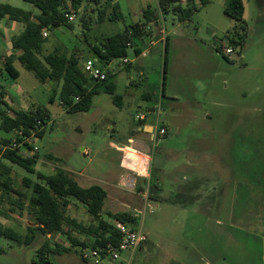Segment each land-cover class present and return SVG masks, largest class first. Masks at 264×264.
Returning <instances> with one entry per match:
<instances>
[{
    "label": "rangeland",
    "instance_id": "obj_1",
    "mask_svg": "<svg viewBox=\"0 0 264 264\" xmlns=\"http://www.w3.org/2000/svg\"><path fill=\"white\" fill-rule=\"evenodd\" d=\"M227 1L198 5L186 25L177 28L183 22L173 13L163 18L159 0H117L122 19L114 18L112 8L105 10V0L97 6L84 0L73 30L53 29L43 55L57 49L76 53L83 69L87 59L100 60L93 46L102 47L109 37L126 29L134 33L132 27L139 26L141 41L132 42L127 55L109 68L116 74L117 104L100 87L89 111L68 113L59 96L61 82L41 84L19 63L18 79L0 77L15 110L42 107L49 113L44 136L36 144L39 151L21 148L25 155H38L36 171L63 169L82 187L99 184L108 193L105 213L136 215L148 241L133 254L123 253L124 259L132 258L130 264H264V0H243L249 35L241 55L235 50L229 61L217 51L224 54L232 47L226 35L235 22L225 14ZM0 4L38 11L23 0ZM102 10L107 15L100 22ZM146 10L155 16V24L144 25ZM159 28L171 35L166 73L163 57L148 52L139 60L146 66L141 75L135 62L141 50L137 54L135 47L148 50ZM0 43L5 49L1 36ZM151 90L158 92L155 105L143 102ZM148 105L160 106V122L168 127L156 145L145 132L136 131V114ZM5 136L0 129V142ZM8 165L22 197L0 194V222L26 234L35 225L29 214L34 194L23 180L38 178ZM123 177L134 178L133 185H126ZM66 215L84 229L71 227L72 234L92 241L88 230L94 220L86 206L72 199ZM46 242L49 251L41 256ZM0 249V264H92L81 259L80 248L63 234L38 236L30 246L0 237Z\"/></svg>",
    "mask_w": 264,
    "mask_h": 264
},
{
    "label": "trees",
    "instance_id": "obj_2",
    "mask_svg": "<svg viewBox=\"0 0 264 264\" xmlns=\"http://www.w3.org/2000/svg\"><path fill=\"white\" fill-rule=\"evenodd\" d=\"M32 4L40 11L34 15L32 11H25L9 4H0V20L7 18L10 21L23 25V30L12 41L13 54L2 59L3 70L6 71L12 79H18L19 70L15 64L19 63L29 72L34 73L41 84L53 81L62 83L60 90V100L62 106L68 113H78L89 111L92 105L94 95L100 87H104L105 92L113 97L117 104L119 96L116 94V85L113 82L116 74L108 72L106 81L97 82L90 79L80 66V57L76 53L68 55L60 50H55L47 55H43L44 45L48 42V36L45 33L53 29L65 27L69 30L74 29V25L69 22L67 14L78 12L84 3V0H23ZM90 4L97 6L101 0H88ZM115 0H105L104 8H112L114 18L122 19L119 5ZM211 3V0H159V8L162 15L173 13L180 22L188 21L198 10V5L205 7ZM86 10V9H85ZM94 10V8H93ZM102 10L99 14V21L103 22L106 18V11ZM225 14L234 20V27L228 31L226 37L236 52L241 55L246 39L249 35V26L244 18L243 0H228L225 7ZM144 25L151 23L155 16L149 10L143 13ZM134 33L126 29L123 33L109 37L102 47L93 46L95 55L99 61L107 66L116 59H122L127 55L128 44L141 41L139 35V26L132 27ZM139 54L138 49H135ZM219 54L229 61L228 57L217 48ZM168 44L164 50V73H166ZM128 70L129 67L127 66ZM1 74V71H0ZM165 80V76H163ZM164 84V83H163ZM164 89V86H163ZM6 93L0 81V129L6 134L0 146H9L14 139L21 142L20 134L30 137L36 134L38 138L44 136V127L50 120L49 113L42 107L32 110H15L6 100ZM144 99L155 105V96L147 93ZM50 102L53 103L52 98ZM41 120L42 126L37 127V121ZM40 128V130H38ZM29 149L31 146L26 145ZM50 159H54L49 156ZM38 155H25L20 149H9L2 151L0 147V194L2 196L12 193L22 197V194L14 189L12 169L8 165H16L29 174H36L38 181L33 182L29 178H24L23 184L26 188L32 189L33 196L30 199L29 214L32 217L34 226L27 228V233L22 234L15 228L6 226L0 222V237L14 241L18 244L30 246L38 236H54L63 234L68 238L73 247H92L97 248L107 243L118 242L119 236L116 229V223L128 222L137 223V217L134 214L125 213H105V201L107 191L99 184H93L90 187H82L73 175L69 172L58 169L55 173L47 175L37 172L35 167L38 163ZM58 161V160H57ZM140 191L143 188H139ZM77 200L84 204L88 214L94 220L93 227L89 231L92 241L80 240L72 234L71 227L84 230L74 219L67 217V209L71 205V200ZM108 217L106 219L104 215ZM82 234V233H81ZM84 234V233H83ZM44 250L49 251V244L46 242L43 249L39 251L41 256ZM2 252V250L0 249ZM60 251L67 252L68 249ZM46 261L40 260L38 264H46Z\"/></svg>",
    "mask_w": 264,
    "mask_h": 264
},
{
    "label": "built area",
    "instance_id": "obj_3",
    "mask_svg": "<svg viewBox=\"0 0 264 264\" xmlns=\"http://www.w3.org/2000/svg\"><path fill=\"white\" fill-rule=\"evenodd\" d=\"M81 9L76 13L66 15L69 22L72 23L76 20L80 11L82 12ZM128 46L131 47L132 45L128 44ZM135 49H138V47H135ZM234 53L235 49L233 47L224 49V55L227 57H230ZM141 55L146 56L147 52L144 51ZM122 62L127 64L129 63V60L124 58ZM83 71L90 79H93L97 82H103L107 80L108 72L110 70L108 65L105 66L98 59H87L84 62ZM160 115V106L158 109L156 106L151 107L149 105L142 107L141 111L136 114V119L138 123H140L138 128L143 129V127L148 125L150 127V139L155 143V145L159 144L168 134L167 127L160 122ZM149 121H151V123ZM39 126H42L41 120L37 121V127ZM38 130H40V128H38ZM19 134L21 142H18L16 139H14L9 146L1 145L0 147L2 151L6 150L7 148L12 150H21V148H26L30 153H36L39 151V147L36 146V144L40 138H38L36 134H32L30 137L24 136L22 133ZM27 144L31 146V149L26 146ZM123 179L125 180L126 185H133L132 181L134 178L129 179L128 177H123ZM141 192H143V190ZM116 229L119 236L118 242L116 244L107 243L97 248H80L81 259L85 263L92 264H130L132 258L124 259L123 253L132 252L133 254L136 250L140 249L147 243L148 235L143 232V230L140 229L137 224L128 222L116 223Z\"/></svg>",
    "mask_w": 264,
    "mask_h": 264
},
{
    "label": "crops",
    "instance_id": "obj_4",
    "mask_svg": "<svg viewBox=\"0 0 264 264\" xmlns=\"http://www.w3.org/2000/svg\"><path fill=\"white\" fill-rule=\"evenodd\" d=\"M114 3H117V0H115ZM32 12L34 13V15H37V14L40 13L39 10L38 11H32ZM121 14H122V12H121ZM163 16L164 15H162V17ZM163 18H165V17H163ZM155 21H156V19H154L151 22V24H155ZM187 22L188 21L183 22L181 25H179L180 27H177V28H183V26H185ZM22 27L19 26V23L10 21L7 18H4V19H1L0 20V36L2 37V40H4L6 42V45L3 46L5 49H2V47H0V50H1V52H0V64H1V66H0V71H1L0 77L1 78H4L5 80H7L6 78H11V77L9 76V74L6 71L3 70L2 59L4 57L11 56L14 53L13 52V48H12V41H13L14 38H16L17 36H19V34L22 32V30H23ZM17 28H18L19 32L17 34L16 33H13L15 31V29H17ZM158 30H159L160 35H158L157 37H159V38L155 37L156 39H155V41H153L151 47H149L148 50H142V46L139 45L138 51L140 52V50H141V54L144 51H146L147 54H148V52H151V54H153L154 56L156 54L157 57L159 55H161V57H163V59H164L165 46H166V44H168V46H169V41H170L171 35L168 34L167 30H165V29L159 28ZM198 31H200V29ZM49 34H50V32H48V31L45 33L46 36H48ZM0 46H1V43H0ZM141 54L139 56H136L135 62H139V63L136 64V69L140 70L141 71V75H143L146 66L143 63L140 64V61L139 60H140V58H145L147 55L146 56H142ZM95 59H97V58H95ZM185 61H186V59H185ZM112 63L113 62H110L108 64V68H110L112 66ZM217 75H218V72L215 71L214 76H213V80L211 82V85H212L211 86V89L214 88V85L216 83V80H214V79H216V76ZM1 84L4 87V85H3L2 82H1ZM147 93H152L154 96L158 95V92L156 90L147 91V92L144 93V96ZM165 93H166V90H165V87H164V89H163V95H165ZM8 96H9L8 94L5 96V100L12 106L13 103H12V101L10 102V100H8V98H9ZM143 102L144 103H149L147 100H143ZM149 122L151 123V121H149ZM139 124L140 123L137 122L136 131H143V132H145L150 137V127L147 125V126L143 127V129H139L138 128V125ZM167 129H168V127H167ZM47 175H50V174H47ZM156 184H157L156 186H157L158 190L160 192H162V190L160 188L161 186H160V183L158 182V180H157ZM151 206L153 208H157L158 207L156 204H152Z\"/></svg>",
    "mask_w": 264,
    "mask_h": 264
}]
</instances>
